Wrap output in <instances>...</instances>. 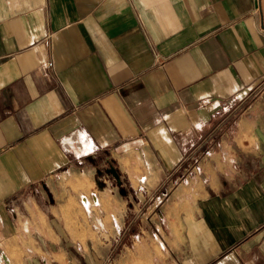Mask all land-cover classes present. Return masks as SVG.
<instances>
[{"label":"crops","instance_id":"0c3cea01","mask_svg":"<svg viewBox=\"0 0 264 264\" xmlns=\"http://www.w3.org/2000/svg\"><path fill=\"white\" fill-rule=\"evenodd\" d=\"M161 191L137 260L264 264V0H0V264L127 255L131 193ZM89 193L64 236L49 215Z\"/></svg>","mask_w":264,"mask_h":264},{"label":"rangeland","instance_id":"374dc122","mask_svg":"<svg viewBox=\"0 0 264 264\" xmlns=\"http://www.w3.org/2000/svg\"><path fill=\"white\" fill-rule=\"evenodd\" d=\"M221 113V112H220ZM223 113L215 114L214 117L212 118L213 120L211 121L212 125H216V122L218 119L222 116ZM233 118H235L233 116ZM223 119V118H222ZM226 118H224L225 120ZM233 120V119H232ZM221 121V120H220ZM230 124V119L226 120L224 124L222 125L223 128H225L226 124ZM228 124V126H229ZM211 128V127H210ZM209 128V129H210ZM204 129V128H203ZM202 129V130H203ZM205 131V129L203 130ZM221 132H219V129H216L214 131L213 136L214 141L219 137ZM166 191H161L160 193L153 194L151 193V196L153 198L151 199V202L148 200L146 197L144 200L138 199L135 193H131V208L128 210V219L126 217V225L127 229L123 226H120L119 224L113 227V234L117 236H122L123 231L125 232L124 234V241H127L130 243L129 246L130 250L128 253L126 252L127 255H123L120 250L117 249L115 246L114 249L116 254L120 253L118 255H115V252L109 253L111 249V245L113 240H106L104 238H101L99 240V246L98 248H93V242L90 241L89 243L84 242V248L81 246L79 243H75L72 239H66V251L68 253L67 255V264H144L143 262H140L138 259V256L141 252L143 253H150L151 255L155 254L154 249L155 247L163 248L165 249L166 245L165 242L161 239L156 238L153 233L157 228L156 223L154 222L155 218L153 217L154 215H157L158 217H164L162 212V204L165 200L168 198V194H166ZM96 196L94 194H84L79 197V199H72L68 202V205L63 209V214L62 217L66 221L65 224H60L55 217L50 214L49 218L51 222H55V224L58 226L59 230L61 233H63L64 236L68 237V228H71V224L68 223L69 220H71L73 217H81V220L87 221L88 224H90L89 220L92 219V217L88 216L90 213L92 214L97 210V203L93 200V197ZM84 197H86L90 204V208L84 206ZM97 197V196H96ZM153 203H155L153 205ZM95 207V208H94ZM24 210L21 209L19 211V215H21ZM111 215V214H110ZM110 218V216H109ZM111 219V218H110ZM156 218V222L159 221ZM25 220V219H24ZM26 221V220H25ZM24 221V223H25ZM68 221V222H67ZM159 224V222H158ZM144 228L148 232L149 238L142 234L141 231H138V229ZM28 229V228H27ZM101 232L104 231V227L99 228ZM106 230L108 228H105ZM71 230V229H70ZM123 238V236L121 237ZM120 240H119V246L120 248ZM21 246H18V252L19 254L22 252ZM18 260L19 264L20 263H25L26 257L22 255H18ZM2 264H5V257L2 256Z\"/></svg>","mask_w":264,"mask_h":264},{"label":"built area","instance_id":"2783aa9c","mask_svg":"<svg viewBox=\"0 0 264 264\" xmlns=\"http://www.w3.org/2000/svg\"><path fill=\"white\" fill-rule=\"evenodd\" d=\"M91 149H93V146H91ZM194 161L196 162V158L194 159ZM93 200L95 201V203H97V197L96 196L93 197ZM83 201H84V206L90 208L91 203L89 202V200L86 197H84ZM110 216H111V219L116 220V216L114 214H111Z\"/></svg>","mask_w":264,"mask_h":264},{"label":"trees","instance_id":"16d2710c","mask_svg":"<svg viewBox=\"0 0 264 264\" xmlns=\"http://www.w3.org/2000/svg\"><path fill=\"white\" fill-rule=\"evenodd\" d=\"M224 124V120L217 122L216 125H213L212 128H210V132L207 134L206 137H209L210 135H213L214 131H216V129H219L220 126H222Z\"/></svg>","mask_w":264,"mask_h":264}]
</instances>
